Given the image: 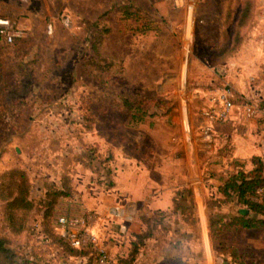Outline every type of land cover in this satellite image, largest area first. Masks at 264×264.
Wrapping results in <instances>:
<instances>
[{"label":"rangeland","instance_id":"obj_1","mask_svg":"<svg viewBox=\"0 0 264 264\" xmlns=\"http://www.w3.org/2000/svg\"><path fill=\"white\" fill-rule=\"evenodd\" d=\"M129 1L76 0L72 9L56 0L57 15L39 18L44 23L34 37L25 34L11 44L0 37V183L8 169L23 167L31 177L30 196L38 199L47 181L60 183L67 174L79 208L102 211V228L107 224L117 233L108 207L134 208L128 229L110 236L116 264L120 258L128 264H176L178 258L190 264H236L232 255L219 251L225 246L237 247L249 263L264 261V227L229 225L246 205L219 202L215 170L198 172L204 182L199 188L194 180L177 182L170 200L163 186L147 185L149 176L142 170L163 150L157 135L168 138L177 128L175 106L228 82L208 80L226 62L236 60L245 68L251 86L263 93L252 100L264 102V0H254V15L241 28L236 20L243 0H184L180 8L173 0H135L140 15L124 17L115 7ZM0 15L9 16L1 6ZM237 31L241 41L231 47ZM96 32L102 35L97 50ZM225 45L231 47L226 60L216 62L213 56ZM90 58L101 67L85 62ZM126 96L140 98L150 115L137 122L131 110L117 104ZM236 101L244 105L242 97ZM153 189L162 199H153ZM174 198L187 209L176 207ZM67 201L65 209L72 203ZM3 205L0 193V236L18 262L30 257L34 264H97L92 252L70 256L41 236L37 210L28 212L24 229L13 230ZM158 208L163 211L149 221ZM150 222L153 235L142 242L137 235Z\"/></svg>","mask_w":264,"mask_h":264},{"label":"crops","instance_id":"obj_2","mask_svg":"<svg viewBox=\"0 0 264 264\" xmlns=\"http://www.w3.org/2000/svg\"><path fill=\"white\" fill-rule=\"evenodd\" d=\"M55 1L0 0V6L6 9V15L8 14L18 23L24 24V27L26 26V36L31 35L34 37L37 26L44 23L39 21V18L47 15H52L53 17L57 15V8L52 6ZM61 1L67 2L70 8H75L74 4L71 3L76 0ZM131 1L138 4L135 0ZM115 10L121 11L124 17L128 16V14H125L117 7H115ZM97 18L93 20L96 21ZM2 41L5 42L3 39ZM236 64H239L236 60L234 62H226V65H223V70L216 68V71L213 70L208 79L213 83L227 80L233 86L235 107L225 122L213 124L208 131L205 129L208 121L203 116L202 110L210 104V94L214 91L206 90L204 95L201 93L200 98L192 97L188 103L181 101L175 106L172 119L177 128L174 127L173 130L175 131L171 132L168 138L157 135L163 150L160 152L157 162L146 166L142 170L144 171L145 169L149 176L146 181L147 185L150 184L154 187L158 183L169 191L166 193L168 200H170L177 182L190 184V180H194L199 188L200 183H204L203 180L198 178L199 171L204 172L208 168L215 170V177L220 180L219 183H222L233 169L240 166H244L246 169L253 168V156L260 155L264 159V102L255 98L253 101L259 102L261 107L263 106L261 113L255 118H247L244 113V105L236 101L241 97L244 99L243 102L248 99L252 100V96H262L263 93L260 90L257 91L256 87L251 86L250 80L245 74V68ZM215 86H212V88ZM256 91L258 93H255ZM155 131L153 129L152 132ZM173 134H175L174 137H172ZM176 170H178V174H176ZM153 172H157L160 179L153 176ZM154 190L156 192V189H153V199H162V197L155 194ZM67 199H70L72 203H69L70 205H67L65 209L64 204H68ZM79 201L78 193L74 197L62 198L57 205L55 216L65 211H80L81 208L79 206L81 205L76 203ZM132 209L135 211L134 208ZM102 230L109 247L112 243L110 236L117 237L121 233V231L119 233L113 231L107 224Z\"/></svg>","mask_w":264,"mask_h":264},{"label":"trees","instance_id":"obj_3","mask_svg":"<svg viewBox=\"0 0 264 264\" xmlns=\"http://www.w3.org/2000/svg\"><path fill=\"white\" fill-rule=\"evenodd\" d=\"M128 16H139L141 13L140 7L129 1L117 6ZM254 15V0H243L242 8L236 20V26L241 28L247 25ZM92 26H97L94 22ZM96 41L94 46L98 49V43L102 40L100 32H96ZM241 41L240 31L233 35L231 40V47ZM228 45L221 48L213 57L218 61L226 60ZM227 49V50H226ZM226 51V52H225ZM100 54V53H98ZM214 60V59H213ZM215 61V60H214ZM91 66L101 67L100 61L95 58H90L85 61ZM103 66V65H102ZM140 98H132L126 96L122 101L117 102L118 106L129 109L133 113V118L138 121L145 119L147 115V105L139 100ZM253 168L246 169L240 166L229 172L227 178L219 185L218 191L222 194L219 199L220 203H228L236 201L246 205L247 211H241V214L232 219L231 224L242 226L244 228L264 227V159L260 155H255L252 158ZM31 177L29 172L20 166H14L6 171L5 178L0 183L1 197L4 200L3 212L6 214L7 222L13 230H22L26 226L27 214L32 210H37L41 213L40 224L41 231L46 235L51 243L55 246L61 247L70 256H87L92 252L91 248H77L70 245V243L62 237L54 227V217L56 208L61 198L73 197L76 194V189L72 185L69 175L64 174L61 177L60 183L47 181L45 183V193L38 199H33L30 196L31 192ZM176 207L187 209L185 204L180 203L174 198ZM160 208L155 210V216L149 217V221L157 219L158 214L162 212ZM20 212V213H18ZM251 212L262 214L261 217L251 215ZM150 227L146 231L138 233L142 242L145 238L153 235V224L150 222ZM221 229L218 230L220 232ZM221 233V232H220ZM221 253H229L232 255L236 264H264L263 262L249 263L237 247L225 246L219 249ZM139 252V250H138ZM94 254V253H93ZM176 264H190L185 260L178 258ZM126 258H120L118 264H128ZM0 264H34L30 257L25 258L21 263L16 259V252L14 249L6 246V240L0 236Z\"/></svg>","mask_w":264,"mask_h":264},{"label":"built area","instance_id":"obj_4","mask_svg":"<svg viewBox=\"0 0 264 264\" xmlns=\"http://www.w3.org/2000/svg\"><path fill=\"white\" fill-rule=\"evenodd\" d=\"M177 8L183 7L184 0H173ZM68 24L69 18H64ZM52 23L48 24V31L52 32ZM25 30L17 25L9 16L0 15V37L11 44L17 38L23 37ZM189 41L190 36H186ZM210 104L203 108L202 114L208 123L205 129L208 131L213 124L226 121L235 107V92L229 83L221 84L209 98ZM261 105L253 100L244 102V113L247 118H254L261 113ZM108 215L117 223L119 230L125 232L134 219L135 211L123 204L114 203L107 209ZM105 215L102 211L88 207L80 211H65L54 217L56 231L64 237L71 246L77 248H91L96 257L97 264H116V260L110 251L102 230ZM35 226L41 236L48 239L41 231L40 222Z\"/></svg>","mask_w":264,"mask_h":264},{"label":"water","instance_id":"obj_5","mask_svg":"<svg viewBox=\"0 0 264 264\" xmlns=\"http://www.w3.org/2000/svg\"><path fill=\"white\" fill-rule=\"evenodd\" d=\"M241 211L245 212V211H247V209L246 208H241Z\"/></svg>","mask_w":264,"mask_h":264}]
</instances>
